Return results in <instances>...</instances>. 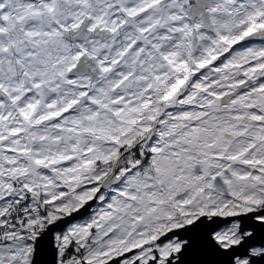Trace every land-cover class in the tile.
<instances>
[{
  "label": "snow or ice",
  "instance_id": "1",
  "mask_svg": "<svg viewBox=\"0 0 264 264\" xmlns=\"http://www.w3.org/2000/svg\"><path fill=\"white\" fill-rule=\"evenodd\" d=\"M0 264H264V0H0Z\"/></svg>",
  "mask_w": 264,
  "mask_h": 264
}]
</instances>
